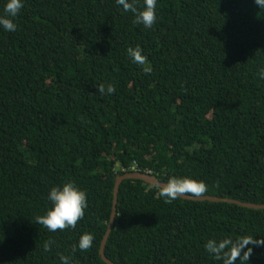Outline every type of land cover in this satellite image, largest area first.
Segmentation results:
<instances>
[{
  "label": "trees",
  "instance_id": "trees-1",
  "mask_svg": "<svg viewBox=\"0 0 264 264\" xmlns=\"http://www.w3.org/2000/svg\"><path fill=\"white\" fill-rule=\"evenodd\" d=\"M156 11L146 29L115 0H24L17 30L0 29V264H106L115 179L131 168L204 184L186 196L264 205V9L157 0ZM65 181L88 206L74 228L49 232L36 218ZM161 191L120 184L112 264H264V210L166 203ZM88 232L92 246L73 251ZM213 239L220 258L205 251Z\"/></svg>",
  "mask_w": 264,
  "mask_h": 264
},
{
  "label": "clouds",
  "instance_id": "clouds-1",
  "mask_svg": "<svg viewBox=\"0 0 264 264\" xmlns=\"http://www.w3.org/2000/svg\"><path fill=\"white\" fill-rule=\"evenodd\" d=\"M117 6L121 7L124 12L133 14V22L138 25H143L144 28H151L157 19V0H143L141 8L137 7L136 0H115ZM254 4L259 9H264V0H253ZM24 7V0H6L3 7V12L0 13V29L5 32H15L17 24L15 22L18 14ZM129 55L133 62L138 65H145L147 57L142 55V49L136 47L129 49ZM145 71H151L150 68H145ZM264 76V72L261 73ZM98 92L104 93L103 86L97 88ZM114 87L109 84L107 93H113ZM205 186L202 182L192 181L189 179H181L172 177L163 187L160 196L165 198V202L175 200L179 195L186 192H195L197 194L203 192ZM47 200L50 202V207L47 208L43 216L36 218V223L41 224L49 232L64 230L66 228H74L79 220L84 217L85 209L88 206L87 193L73 181H65L60 185L50 188L47 194ZM94 235L90 232L83 233L78 239L77 245L81 251H86L92 246ZM52 241L44 244V251H50ZM264 244V243H261ZM205 251L209 254L221 257L226 249V244L223 241L209 240L204 245ZM245 258L248 261L249 255ZM228 255H231L229 252ZM59 264H72V256L60 255ZM229 264H232L229 261Z\"/></svg>",
  "mask_w": 264,
  "mask_h": 264
},
{
  "label": "water",
  "instance_id": "water-1",
  "mask_svg": "<svg viewBox=\"0 0 264 264\" xmlns=\"http://www.w3.org/2000/svg\"><path fill=\"white\" fill-rule=\"evenodd\" d=\"M126 180H139L144 184H148L152 187H158L161 190L166 185V184L159 182L156 178H154L150 175H147L145 173H141V172H128V173H124L121 176H117V178L115 179V184H114V188H113L112 210H111L110 218H109V221L107 224V230L103 236V239H102L101 244H100V250H99L101 260L106 264H112V262H110L105 257L104 249H105V245H106L107 239L109 237V234L111 232V229L113 228V225H114V218L116 215V204H117L118 189H119L120 184ZM178 198H180L181 200L192 201V202L208 201V202H212V203H228V204H235L239 207L252 209V210H264V205L242 203V202H238V201L231 200V199H222V198H217V197H209V196H207V197H204V196H202V197H191V196H186L184 194H181L178 196Z\"/></svg>",
  "mask_w": 264,
  "mask_h": 264
},
{
  "label": "built area",
  "instance_id": "built-area-1",
  "mask_svg": "<svg viewBox=\"0 0 264 264\" xmlns=\"http://www.w3.org/2000/svg\"><path fill=\"white\" fill-rule=\"evenodd\" d=\"M131 172H140V171L136 170L135 168H131ZM145 174H147V173H145ZM147 175H149V174H147Z\"/></svg>",
  "mask_w": 264,
  "mask_h": 264
}]
</instances>
